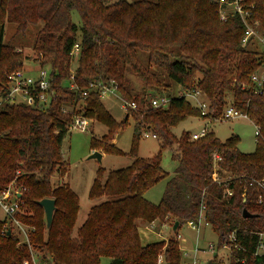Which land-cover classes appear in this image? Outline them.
I'll use <instances>...</instances> for the list:
<instances>
[{
  "label": "trees",
  "instance_id": "trees-1",
  "mask_svg": "<svg viewBox=\"0 0 264 264\" xmlns=\"http://www.w3.org/2000/svg\"><path fill=\"white\" fill-rule=\"evenodd\" d=\"M48 1L50 4L41 14L45 24L37 45L39 64L57 73L56 82L60 84L71 76V61H76L71 50L80 42L81 52L74 72L81 88L91 80L114 79L119 83L121 95L141 106L138 110H128L123 122L128 121L132 112L135 119L132 163L108 174L103 168L97 171L89 196L105 199L90 208L75 236L79 196L68 184L53 183L55 174L68 171L62 145L70 133L72 113H63L62 108L79 105L76 112L108 125L110 134L103 135L100 141L94 137L93 149L122 154L116 143L109 141L121 124L97 92L85 97L81 89L70 91L64 86H59V98L49 108L17 103H5L0 108V184L6 185L16 177L18 169L22 170L18 180L27 190L23 196L24 211L18 216L35 227L31 242L50 255L43 259L50 264H100L102 257H109L110 264H157L159 252L163 251L166 264H182L180 243L172 239L168 244L165 240L143 244L139 221L160 220L171 226L179 221L181 226L197 218L205 203L206 219L218 233L220 242L235 232L237 242L242 245L232 249L231 264H264V255L253 254L258 232L264 231V200L259 202L260 196L264 199V189L251 184L252 179L264 177V80L261 83L252 80L258 67H264V50L248 45L256 42L254 39L243 45L246 27L242 19L229 14L223 20L217 0H116L113 3L111 0H42ZM247 3L250 8L253 5L251 23H260L259 29L263 31L264 0ZM3 6L4 0H0V8L10 17L17 11L11 14ZM74 12L79 22L74 20ZM3 36L4 24L0 22V65L6 49ZM152 37L156 40L150 41ZM136 48L155 55L150 56L154 64L165 56L166 60L160 64L165 65L168 77L185 90L201 88L216 115L222 114L228 94L232 95L231 103L247 112L260 127L261 140L257 141L256 149L242 151L235 134L223 140L210 131L202 138L192 139L189 132H184L178 138L172 128L189 116H201L200 111L177 94L169 93L172 97L169 105L158 108L149 105L150 95L135 96L126 77L129 69L143 78L146 85L156 84L151 81V69L136 62ZM169 56L174 59L170 61ZM20 63L10 65L0 74V95L8 92V75L23 67ZM146 129L161 139L159 152L151 158L140 157L137 152ZM164 149L171 150L176 162L172 175L162 167ZM215 154L222 156L217 165ZM18 159L24 160L25 168H16ZM217 166L220 182L213 176ZM163 179L166 182L160 202L149 201L145 192ZM227 189L233 190V194L228 195ZM44 198L56 201L49 227L44 208L39 204ZM244 209L255 216L244 218ZM1 227L2 221L0 264H23L30 257L29 247L25 244L17 247L18 238L2 236Z\"/></svg>",
  "mask_w": 264,
  "mask_h": 264
},
{
  "label": "rangeland",
  "instance_id": "rangeland-1",
  "mask_svg": "<svg viewBox=\"0 0 264 264\" xmlns=\"http://www.w3.org/2000/svg\"><path fill=\"white\" fill-rule=\"evenodd\" d=\"M113 1L116 0H111V3H113ZM128 1L132 2L133 0ZM15 2L16 0H4L3 7L7 6V11L9 13L14 14V11L17 10L12 17H10L8 13L6 14L4 9L0 8V22H3L4 24L3 43L6 46L4 51L5 57L0 65V74L7 70L10 65L15 63L18 64L19 62H21L20 64H22L28 71L35 70L40 66L39 61L36 60V57L38 56L37 45L39 36L42 33L41 30L45 24V20L41 17V14L46 10L50 2H42V0H25L21 3ZM229 10L230 8H227L226 12H229ZM218 13L221 14L219 7ZM73 15L74 20L79 22L80 19H78L79 16L77 12H74ZM259 24L260 23L256 25L258 26ZM206 26L207 28H211L209 24ZM158 30L159 29H156L155 31ZM155 40V37L150 39V41ZM258 43L259 42L257 41L248 45L257 48L258 50H263L261 46L262 44L260 45ZM205 44L209 45V42H205ZM243 45L246 44L243 43ZM136 50V62L147 68V70L151 69L150 71L153 75H150L152 76L151 81L156 84H153L154 86L146 85L142 80L143 78L138 76L133 70L129 69L126 72V77H128L131 81V89L135 96L137 94H141V96L148 97L149 95L156 93H165L166 95H170L169 93H171L172 95H178L186 89L168 77L165 65L160 64L162 60H166L165 56H162L161 59H159V62L154 64L150 62V58L155 55L151 56L150 52L141 48H136ZM175 50L176 55H179L180 51L178 47H175ZM169 57L170 61L174 59L171 56ZM77 60L78 59H76V61H71V67L73 68L72 71H75L74 69L78 65V63H76ZM258 73L264 74V67L259 66L256 74L258 75ZM195 74L197 76H201L200 72L195 71ZM191 76L192 75H189L188 77ZM123 99L124 98L122 96H110L103 99L105 107L109 110L113 118L121 124L117 132L114 133L113 138L109 141L116 143V146L123 151L122 154L117 155L108 151L106 152L104 150L92 148V141L94 137L100 141L103 139V135L110 134L108 125L97 119H92L90 127L87 131H71L63 141L62 155L63 159L68 162V171L66 174H55L53 177V183L55 185L68 184L79 196L80 210L73 234L74 236L76 235L77 229L87 218L90 208L94 204H98L105 199V197L92 199L89 196V191L96 177L97 171L100 168H103L105 169L106 174H108L110 171L129 166L133 161V156L130 153V150L133 143L135 119L133 113L130 112L128 121L123 123L126 118V114L128 113L123 106ZM231 99L232 95L230 96L228 94L227 102H233ZM191 103L193 105L197 104V102L193 100ZM84 107L85 104H82L83 109ZM207 122L208 120L202 116H189L185 120L181 121L177 126L173 127L172 130L178 138L181 137L184 132H189L188 134L191 136L192 133L200 131ZM208 127L209 131L215 132L216 135L223 140L233 134L237 135L239 137L238 146L244 152H252L258 145L256 126L250 119L237 118L232 120L213 121L208 123ZM152 132L153 131L150 130V134ZM160 146V138L153 137L152 135L148 137L142 135L138 143L137 152L140 157L151 158L159 152ZM94 151H101L104 154L101 160L96 157H90ZM16 166V168L26 167L23 159H18ZM175 166L176 162L172 159L171 150H162L163 169L172 175L174 173ZM165 182L166 180L163 179L156 183L145 192V197L153 203H159L164 193ZM185 224L186 225L182 224V226L174 230L173 226L164 224V221L161 222L160 220H155L151 223L139 221V235L143 244H149L161 240H165L166 244H168L170 240L175 239L180 243L179 246L181 250V243L183 242L181 239H177L178 234H181L182 237H186L188 239V248L195 244L196 239V232L188 228L187 223ZM19 235L23 238L22 234ZM209 241L214 243L219 242L218 233L210 225L204 227L201 232V244L206 246ZM19 242L20 241L18 239L16 245L17 247H21ZM28 249L30 257L25 259L23 264H25L26 261H28L29 264H50L49 261L43 259L45 257L50 258V255L47 252L46 254L35 245L32 246V249ZM219 251L220 255L224 256V258L230 257L229 249L219 247ZM161 252L163 251H160L159 253ZM110 261L111 258L102 257L100 264H110Z\"/></svg>",
  "mask_w": 264,
  "mask_h": 264
},
{
  "label": "built area",
  "instance_id": "built-area-1",
  "mask_svg": "<svg viewBox=\"0 0 264 264\" xmlns=\"http://www.w3.org/2000/svg\"><path fill=\"white\" fill-rule=\"evenodd\" d=\"M219 3V8L221 11V18L226 20L229 14L238 15L245 27V36L243 38V43L247 44L251 39L257 40L262 44L264 50V30L261 31L259 26L253 25L250 21L252 17V7H248V0H217ZM227 8H230L229 12ZM256 41V42H257ZM81 52L80 42H76L71 50V56L77 59ZM57 73H53L49 67L39 66L37 69L28 71L25 67L17 68L11 71L8 75V92L6 94L0 95V108L5 103H17L25 104L33 108H49L53 103L59 98V86H64L70 91H76L81 89L82 96H88L90 92L95 91L99 94L101 99L110 96L121 97L119 91V83L114 80H91L88 82L87 86L81 88L77 82V77L74 71H72L71 76L59 84L56 82ZM252 80L261 83L264 80V75L255 73L252 76ZM180 97L186 98L190 103L191 101L197 102L195 106L199 109L202 117L206 118L208 122L201 128L200 131L192 133V139H199L208 134L209 127L208 123L213 121H224L232 120L237 118L251 119L250 115L236 108L232 103H228L222 114L216 115V111L211 109V104L207 99L203 90L196 87L192 90H184L180 94ZM123 97V96H122ZM124 98V97H123ZM171 95H166L165 93L151 94L149 97V105L153 108L168 106L171 102ZM123 106L128 110H138L140 108V103L135 100L123 99ZM79 105H64L62 108L63 113H72V120L68 127L69 132L71 131H87L90 127L92 119L84 115V113H78ZM253 121V120H252ZM254 122V121H253ZM255 123V122H254ZM256 134L258 136L257 140L260 139L261 130L258 125H256ZM144 136H153L159 138V136L150 130L146 129L143 131ZM215 165L222 160V156L219 154L214 155ZM218 166L214 173V179L220 182L217 174ZM23 174L21 169L16 172V177H14L6 185L0 184V221H2L1 235H8V231H11L10 235H14L19 239V245L25 244L30 249H32L31 234L35 230L34 226H29L19 218L18 214L23 212V196L27 187L21 183L18 179ZM255 183L264 189V177L259 179H252L251 184ZM227 194L232 195L233 190L227 189ZM263 197L260 196L259 202H263ZM187 226L196 232L195 244L192 247L182 246V264H231L232 249L240 247L237 242L236 233L232 232L228 236V240L225 242L214 243L209 241L206 246L201 244V232L204 227L210 225L206 219V204L202 203L200 213L197 218L191 219L186 222ZM211 226V225H210ZM22 234L23 238L19 235ZM259 239L257 246L253 252L254 255H264V231H259ZM177 239L185 242L186 239L177 235ZM184 244V243H183ZM219 247L227 248L230 250V257L224 258L220 255ZM25 264H29L28 261ZM45 264V263H38ZM48 264V263H46ZM158 264H166L163 252L159 254Z\"/></svg>",
  "mask_w": 264,
  "mask_h": 264
},
{
  "label": "water",
  "instance_id": "water-1",
  "mask_svg": "<svg viewBox=\"0 0 264 264\" xmlns=\"http://www.w3.org/2000/svg\"><path fill=\"white\" fill-rule=\"evenodd\" d=\"M91 158H98L99 160L102 159L103 157V153L101 151H94L91 155ZM39 204L44 208L45 211V216H46V223L47 226L49 227L52 222H53V216H54V211L56 209V201L53 198H44L42 200L39 201ZM255 216V214L251 213L249 210L244 209L243 211V217L247 218V217H253ZM179 226V221H176L173 225V229L176 230ZM8 234H11V231H8Z\"/></svg>",
  "mask_w": 264,
  "mask_h": 264
},
{
  "label": "crops",
  "instance_id": "crops-1",
  "mask_svg": "<svg viewBox=\"0 0 264 264\" xmlns=\"http://www.w3.org/2000/svg\"><path fill=\"white\" fill-rule=\"evenodd\" d=\"M103 156H104V154H103ZM184 225H186V224H184ZM181 226H182V225H181ZM179 227H180V226H179ZM179 227H178V228H179ZM187 227H188V226H187ZM188 228H189V227H188ZM190 229H191V228H190ZM184 238L186 239V241H185V242L182 241L184 244L181 243V245H182V246H186V247H188V246H187V245H188V244H187L188 239H187L186 237H184ZM181 250H182V248H181Z\"/></svg>",
  "mask_w": 264,
  "mask_h": 264
}]
</instances>
